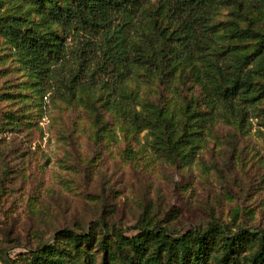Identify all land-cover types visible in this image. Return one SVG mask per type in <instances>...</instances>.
<instances>
[{
  "label": "rangeland",
  "instance_id": "rangeland-1",
  "mask_svg": "<svg viewBox=\"0 0 264 264\" xmlns=\"http://www.w3.org/2000/svg\"><path fill=\"white\" fill-rule=\"evenodd\" d=\"M141 4L134 39L148 45L164 31L174 35L177 22L159 13L161 0ZM35 5L0 0V16L15 13L32 25L40 19ZM233 9L219 6L211 22L264 32V8L244 0L240 14ZM2 24L0 264H27L49 243L66 251L60 254L68 264L84 263L83 254L74 255L67 239L56 236L65 229L93 235L91 244L83 243L93 253L89 264H102L103 238L114 246L144 227L172 237L214 229L204 264H217L223 235L239 228L264 232V72L253 57L244 69H253L255 89L232 107L211 90L208 74L214 63L232 70L256 40L229 38L219 29L192 48L180 75L182 63L162 76L132 62L118 76L100 50H82L68 38L66 57L45 80L24 63ZM50 27L60 32L59 25ZM133 111H160L176 134L169 136L161 117V132L138 128ZM255 248L251 241L240 248L237 264H248Z\"/></svg>",
  "mask_w": 264,
  "mask_h": 264
},
{
  "label": "trees",
  "instance_id": "trees-1",
  "mask_svg": "<svg viewBox=\"0 0 264 264\" xmlns=\"http://www.w3.org/2000/svg\"><path fill=\"white\" fill-rule=\"evenodd\" d=\"M32 1L40 15L38 22L27 25L24 16L9 12L0 16L3 21L1 27L14 40L24 63L39 72L45 80L53 76V66L66 57L68 38L81 43L82 50L87 47L100 50L105 58L113 61L118 76L132 62L164 76L166 72L172 74L178 63L183 64L179 69V75L182 74L185 66L190 64L192 48L202 46L205 37H212L211 34L219 29H227L229 38H252L256 41L250 51L234 59L230 64L232 70H224L220 63H214L215 72L208 74L212 75L211 90L217 98L232 107L237 96L255 89L256 82L251 73L253 69H244L253 57L257 58V69L264 72V32L250 25H238L237 22L212 23L210 20L211 14L221 5H233L232 12L240 14L244 0H161L159 13L177 22V26L173 36L166 35L164 31L155 43L150 42L148 45L134 39L137 16L143 9L141 0ZM248 1L259 10L264 8V0ZM53 23L59 25V33L50 30ZM169 38L172 39L170 43L167 41ZM121 104L118 103L122 108ZM130 116L131 123L138 128H157L159 132L161 117L165 129L169 130V136L176 134L177 127L162 117L160 111L147 114L133 111ZM178 144L179 139H176L173 147ZM212 231L214 229L190 230L172 237L162 229L144 227L131 236L121 235L114 246L108 245L103 238L100 243L103 250L102 264H204L209 249L208 234ZM58 234L67 239L74 255H84V263H77L76 260L73 264H89L93 261V253L83 245L91 244L93 235L90 232L77 233L65 229L62 234L56 232V236L60 237ZM249 241L256 243V248L248 255V264H264V232L245 228H239L231 235H223L220 243L222 252L216 258L217 264H237L236 253ZM61 252L66 251L61 250L56 243L44 244L42 250L33 254L27 264H68L69 261L61 256Z\"/></svg>",
  "mask_w": 264,
  "mask_h": 264
}]
</instances>
